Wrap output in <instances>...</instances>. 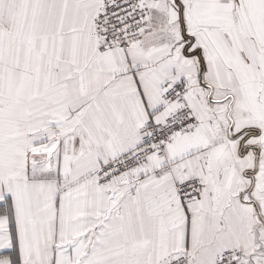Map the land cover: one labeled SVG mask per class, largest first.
Listing matches in <instances>:
<instances>
[{"label": "snow or ice", "instance_id": "6c2138e0", "mask_svg": "<svg viewBox=\"0 0 264 264\" xmlns=\"http://www.w3.org/2000/svg\"><path fill=\"white\" fill-rule=\"evenodd\" d=\"M0 264H264V0H0Z\"/></svg>", "mask_w": 264, "mask_h": 264}]
</instances>
